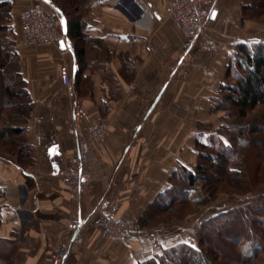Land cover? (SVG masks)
Here are the masks:
<instances>
[{"label": "crops", "instance_id": "0c3cea01", "mask_svg": "<svg viewBox=\"0 0 264 264\" xmlns=\"http://www.w3.org/2000/svg\"><path fill=\"white\" fill-rule=\"evenodd\" d=\"M7 1L33 109L26 125L30 155L22 159L0 149V241L12 245L1 248L0 256L7 264H52L66 246L62 264H136L179 243L196 246V217L172 227H145L128 241L102 236L96 224L113 216L140 225L173 173L182 166L195 169L196 139L222 125L210 99L225 84L230 57L240 44L264 39V29L256 34L244 16L246 0H218L205 31L212 52H201L200 41L188 62L181 59L180 28L169 18L172 0H91L82 63L51 0ZM35 6L58 14L65 54L60 42L26 44L21 19ZM64 66L69 85L60 75ZM95 125L107 127L108 134L90 142L85 175L91 187L77 196L59 173L70 168L78 143ZM76 220L78 229L72 228ZM191 229L195 238L188 235Z\"/></svg>", "mask_w": 264, "mask_h": 264}, {"label": "trees", "instance_id": "16d2710c", "mask_svg": "<svg viewBox=\"0 0 264 264\" xmlns=\"http://www.w3.org/2000/svg\"><path fill=\"white\" fill-rule=\"evenodd\" d=\"M247 1L244 3L245 17L249 5ZM51 2L64 18L68 39L75 45L76 59L84 62L87 41L84 17L91 0ZM259 4L264 15V0ZM11 7L10 1L0 0V10H4L0 23V122L8 120L6 124L0 123V146H7L9 153L25 159L30 155L26 125L33 104L20 71L16 42L11 36ZM225 80L219 96L210 99V110L214 113L231 111L230 118L240 121L229 124L223 117L222 125L214 133L205 139H196L198 158L195 169L182 166L173 173L170 187L150 204L140 219V226L150 227L154 219L163 215L170 217L176 205L182 204L184 210L205 206L215 200L218 193V190L213 192L210 189L212 184L228 182L232 188L241 184L244 189L240 192L256 195L247 203L203 219L196 232V246L179 243L136 264H255L258 255L264 251V177L261 176L264 172V126L249 119L258 108H264V39L238 46L226 67ZM7 108L11 117L3 112ZM244 132L261 137L245 141ZM251 155L257 160L253 177H249L247 168ZM212 164L216 169L211 170L223 172L225 181L221 177L212 179L209 176L206 167H214ZM218 239L226 241L228 246L218 247ZM6 247L11 249V243L0 241V249ZM0 264H7V259L0 256Z\"/></svg>", "mask_w": 264, "mask_h": 264}, {"label": "built area", "instance_id": "2783aa9c", "mask_svg": "<svg viewBox=\"0 0 264 264\" xmlns=\"http://www.w3.org/2000/svg\"><path fill=\"white\" fill-rule=\"evenodd\" d=\"M218 0H172L169 9V18L179 26L185 41L181 59L187 60L190 52L202 41V51L212 52V45L207 41L205 31L212 20L213 12ZM60 21L58 14L47 13L41 6L28 9L21 19L22 34L27 45L31 47L57 46L60 38L58 33ZM62 50V54L66 53ZM65 85L71 83L70 74L66 66L60 71ZM108 134V129L102 125L89 128L88 139L78 143L76 153L71 161L70 168L59 173L61 182L70 187L77 196L84 195L91 187L85 175V167L90 153V142H98ZM79 221L72 222V228L78 229ZM96 229L104 237H111L123 241L136 238L143 233L139 222L135 218L119 219L113 216L102 218ZM154 238L155 232L151 233ZM68 254L66 246L61 247L53 256L52 264H62Z\"/></svg>", "mask_w": 264, "mask_h": 264}, {"label": "rangeland", "instance_id": "374dc122", "mask_svg": "<svg viewBox=\"0 0 264 264\" xmlns=\"http://www.w3.org/2000/svg\"><path fill=\"white\" fill-rule=\"evenodd\" d=\"M260 1H262V0H248L247 1V3L249 5H247L248 11L246 13L247 14L246 16L255 25L256 34H258L259 31L262 33V31H263L262 29H264V15H263L262 8H260V6H259ZM51 9H53V7ZM49 11H51V10H49ZM53 12H55V11H53ZM50 13L52 14V12H50ZM3 14H4V10H0V23L3 20V16H2ZM198 48H199V46H198ZM198 48H197V45L194 46V48L190 52L187 60H185V61H187V62L190 61L191 57L193 56L195 49H198ZM201 52H203V51L201 50ZM203 53L205 54V52H203ZM9 111L10 110L7 108V109H4L3 112H5L6 114H8L11 117V114ZM231 113H232L231 111L215 112V114L218 115L217 117H219V115L221 116L222 123H223V117H225V119H226L224 121L229 123V124H234L235 122L240 121V119H237L234 117L230 118L231 116H229V115H231ZM249 119H250V121L256 120L257 125H260V126L263 125L264 126V108L263 107L258 108L255 112L250 114ZM4 121H5V123H4ZM4 121L1 120L0 123L6 124V122H8V120H4ZM243 135H244L245 141H249V140L251 141L252 139H258L259 137H261L260 135H252L251 133H247V132H244ZM201 138L205 139V137H201ZM7 148L8 147L4 146V145L0 146V149L4 150L6 152H8ZM255 154H256V151H255ZM250 158L251 159L248 158V161H247V168H248L249 177H253L254 172H255V164H256L257 160L255 161L252 155ZM212 165H214V164H212ZM206 168L209 170L210 173H208V174L212 179H217L218 177H221L223 180L219 179V181H221V180L225 181V178H224L225 175L223 172H221L220 170H217V171L214 170L217 173L216 174L217 177H216L215 172L211 170L212 168L216 169L215 165H214V167L207 166ZM247 175L245 176L246 180H248ZM261 176L264 177V172ZM226 180L228 181L227 177H226ZM260 181L262 182L261 179H260ZM228 184H229L228 182L223 183V184H212L210 189H213V192H214V189H216V190H218L217 191L218 193L216 195V199L208 202L205 206H203L199 209L198 208H196V209H193V208L188 209L187 208L186 210H184L182 208L183 207L182 204L176 205L174 207L173 211H171L172 214H170V217H169V215H163V216H160L159 218L154 219L152 222V226L147 227V229L150 230V229H153V228L160 226L162 224H165V225L171 226V227L177 226L178 224H181L183 222V220H186L187 218H190V217L191 218L196 217V218H199L200 221H202L203 219H206V218H208V217H210L216 213H219L221 211L228 210L230 208H233V207L242 205L244 203H247L250 200H252L256 195L255 193L240 192L239 191L240 189L241 190L244 189V186L241 184L234 187L235 189L230 187ZM260 185L261 184H259V186ZM260 187H263V186H260ZM238 191L240 193H238ZM161 220H162V222H161ZM141 228L145 229V227H141ZM188 235L194 237V235H195L194 229H191L190 233H188ZM197 240H198V237H197ZM216 244L218 247H220V246L226 247V245L228 246L227 242L222 240V239H218ZM255 264H264V251L258 255Z\"/></svg>", "mask_w": 264, "mask_h": 264}, {"label": "water", "instance_id": "95a60500", "mask_svg": "<svg viewBox=\"0 0 264 264\" xmlns=\"http://www.w3.org/2000/svg\"><path fill=\"white\" fill-rule=\"evenodd\" d=\"M215 17V14L213 15V17L212 18H214ZM64 35H67V27L66 26H64ZM60 46H61V48L62 49H66V43H65V40L64 39H62L61 41H60Z\"/></svg>", "mask_w": 264, "mask_h": 264}, {"label": "snow or ice", "instance_id": "6c2138e0", "mask_svg": "<svg viewBox=\"0 0 264 264\" xmlns=\"http://www.w3.org/2000/svg\"><path fill=\"white\" fill-rule=\"evenodd\" d=\"M214 15V14H213Z\"/></svg>", "mask_w": 264, "mask_h": 264}]
</instances>
